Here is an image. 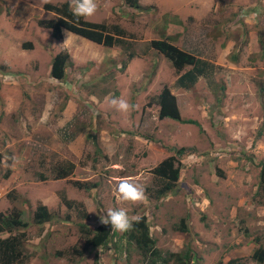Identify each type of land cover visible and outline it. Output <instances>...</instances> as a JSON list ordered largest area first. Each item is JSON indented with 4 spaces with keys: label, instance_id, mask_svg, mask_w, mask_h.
I'll return each mask as SVG.
<instances>
[{
    "label": "rangeland",
    "instance_id": "rangeland-1",
    "mask_svg": "<svg viewBox=\"0 0 264 264\" xmlns=\"http://www.w3.org/2000/svg\"><path fill=\"white\" fill-rule=\"evenodd\" d=\"M64 1L0 0V211L16 208L27 222L1 233L24 232L16 264H142L121 232L103 248H83L81 212L88 214L84 223L94 225L108 209H124L130 219L145 214L162 252L191 246L188 264H255L250 254L264 244V197L257 191L258 162H264V60L257 43L264 38V0H209L210 8L196 17L200 0L183 6L170 3L182 0H145L154 4L149 13L129 10L122 0H95L96 12L83 18L118 22L130 33L128 50L135 54L123 71L108 76L99 62L103 47L69 32L55 40L36 24L53 15L44 4ZM161 34L207 63L206 75L190 88L175 83L188 66L176 74L170 61L148 49V40ZM28 41L31 47L21 46ZM62 49L70 63L64 80L56 81L49 65ZM162 85L174 93L180 116L199 127L141 109ZM113 98L132 107L120 111ZM161 145L195 149L180 158L184 167L174 193L120 199V179L143 189L152 185L151 167L172 154ZM66 162L73 163L72 173L55 178ZM72 180L96 185L83 190ZM38 204L52 214L42 224L32 219ZM181 217L187 232L175 229Z\"/></svg>",
    "mask_w": 264,
    "mask_h": 264
},
{
    "label": "trees",
    "instance_id": "trees-1",
    "mask_svg": "<svg viewBox=\"0 0 264 264\" xmlns=\"http://www.w3.org/2000/svg\"><path fill=\"white\" fill-rule=\"evenodd\" d=\"M123 2L128 7H138L137 0H123ZM43 6L45 9L51 10L53 15L48 18L39 19L37 23L38 25L47 28L50 36L55 40L61 39L63 30H65L106 47L122 45L125 52L127 47L131 45V42L124 44L125 40L123 39V32L116 25L112 26L115 30L114 35L108 32V26L103 23L88 21L83 17H74L68 1H64L59 5L44 4ZM22 45L24 46L25 43ZM148 46L158 51L165 59L170 61L175 73H178L181 69L188 66V68L183 70L176 78V83L179 87L184 89L190 88L196 82L197 77L204 72V68L207 65L205 61L195 58L191 53L178 48L165 39L149 40ZM134 55L133 50H128L124 60L120 61V66H118L117 69L122 70ZM69 63L70 56L66 50L62 49L56 52L50 60V77L54 78L56 81L64 80ZM107 63V65L105 64L106 71L104 72V76H108L112 71L110 63ZM150 99L154 100V104H152L151 101L147 102L142 107L143 111L152 109L151 111L156 113L158 119L166 117L176 121L192 123L199 127L198 122L193 119H180L175 97L170 93L166 85H162L158 94ZM145 138L155 142L150 136H145ZM165 148L173 154L167 155L156 165L151 167L153 177L152 185L150 184L149 186L144 187L146 196L154 200H159L168 194L174 193L177 181L181 176V170L184 167V164L180 162V158H182L183 155L195 152L193 147L180 146L176 148L165 145ZM232 151L233 150H231V152ZM140 154L141 155L139 156L133 153L132 157L141 158L144 153L142 152ZM200 154L205 155V152ZM258 165L257 191H262L261 193L264 197V162L260 161L258 162ZM133 166L134 165H132V167ZM72 169L73 163L71 162L59 164L56 167L54 176L56 178H64L72 172ZM72 183L77 188H84L85 190L91 189L96 185L95 182H79L78 180H73ZM10 194L11 192L9 191L6 193V196H9ZM61 199L67 206H70L72 203L69 200H66L64 196H61ZM81 213L82 214L79 217L82 220L77 221V230L83 237V248L88 247L90 249H95L105 247L115 235V231L110 228V225L105 226L100 222L94 225L84 223V220L88 219V214H86L85 211ZM136 216L141 217L140 222L134 223L131 230L121 233L120 236L124 238L126 245L131 246L134 252L139 256V262L142 264H169L170 262L173 264L188 263L192 257L191 246L185 244L179 251L166 250L165 252H162L156 246V239L149 232L147 216L143 213ZM49 217L50 213L47 212L43 205H36L32 216L35 223L41 224L43 220ZM25 226L26 223L20 219L19 210L16 208L12 207L6 214L0 212V232H10L17 227L23 228ZM237 228L240 234L244 235L246 233L244 227L237 226ZM175 229L182 232L188 231L185 217L179 219ZM24 236V232L21 231L17 234H9L4 238L0 237V264H15L17 262L22 254L21 245ZM250 257L255 261V264H264V244L258 245L254 248Z\"/></svg>",
    "mask_w": 264,
    "mask_h": 264
},
{
    "label": "clouds",
    "instance_id": "clouds-1",
    "mask_svg": "<svg viewBox=\"0 0 264 264\" xmlns=\"http://www.w3.org/2000/svg\"><path fill=\"white\" fill-rule=\"evenodd\" d=\"M208 1L209 0H200V2H201V6H204L203 7V11H207L209 8H210V6H208V8L207 9H205L206 7H205V5L206 4H208ZM170 2V1H169ZM184 2V0H182V2L181 3H172V2H170L172 5H174V4H177V5H179V6H183V3ZM122 3L124 4V2H123V0H122ZM210 3V2H209ZM137 5H138V7H134V8H131V7H128L129 8V10H133V11H138V12H143V13H149V12H151L152 11V8H153V6H154V4H147L146 2H145V0H137ZM167 5H169L168 4V2H167ZM209 5V4H208ZM69 7L71 8V11H72V14H73V16L74 17H77V18H81V17H88V16H92L95 12H96V10H97V5H96V3H95V0H69ZM47 10H49V9H47ZM193 10H196L195 8H193ZM188 11H192V10H188ZM169 12H166L165 13V15L164 16H166V18H167V15H169L168 14ZM48 18V17H47ZM39 19H43V18H38V19H36V24L38 25V23H37V21L39 20ZM101 23V22H100ZM113 25H116L118 28H120L121 30H122V32H123V39L125 40L124 41V44H127L128 42H132V38H131V36H130V33H128L127 32V30L126 29H124V28H122V26H120L119 25V23L118 22H111L110 24H107L106 26H108V32L109 33H111V34H114L115 35V30L112 28V26ZM39 27H42V26H40V25H38ZM42 28H44V29H46L47 31H48V29L47 28H45V27H42ZM49 32V31H48ZM64 32H68V31H65V30H63V33H62V37H63V34H64ZM70 33V32H69ZM71 34H73V33H71ZM75 35V34H74ZM76 36H78V35H76ZM61 37V38H62ZM80 37V36H79ZM82 38V37H81ZM131 38V39H130ZM54 39V38H53ZM84 39V38H83ZM154 40V39H165V40H167L169 43H171V44H173L168 38H165V37H161V38H150L149 40ZM264 38L262 37V36H259V38H258V41L259 42H257L258 43V52H259V55H260V57L264 60V42L262 41ZM87 40V39H86ZM148 40V41H149ZM89 42H91V43H93V44H95V45H98V46H101V47H103V49H105L106 51H107V53L101 58V65L103 66V68L104 69H106V66H105V64L107 65L108 63L107 62H109L110 63V65H111V67H112V70H114V69H117L118 68V66H120V61L121 60H124V58H125V55H126V52H128V47H127V50H126V52H125V50L123 49V46L122 45H112V46H109V47H106V46H103V45H101V44H97V43H94V42H92V41H90V40H88ZM25 43V45L23 46L22 44H21V46L22 47H31V43L28 41V42H24ZM147 44H148V42H147ZM174 45V44H173ZM128 46V45H127ZM176 46V45H175ZM148 47V49H152V48H150L149 46H147ZM110 48H113V49H115L116 50V52L114 53L115 55H111V54H109L108 53V50H110ZM179 48V47H178ZM181 49V48H180ZM156 54H160L158 51H156V50H154V49H152ZM183 50V49H182ZM184 51H186V50H184ZM58 52V51H57ZM186 52H188V51H186ZM190 53V52H189ZM192 54V53H191ZM108 55V56H107ZM161 55V54H160ZM192 55H194V54H192ZM162 56V55H161ZM194 57L195 58H198L197 56H195L194 55ZM52 58V57H51ZM132 59V58H131ZM109 60H112V61H109ZM167 60V59H166ZM168 61V60H167ZM128 63V62H127ZM127 63H126V65H127ZM207 64V63H206ZM126 67V66H125ZM125 67L122 69V70H118V71H123L124 69H125ZM206 67V66H205ZM174 69V68H173ZM209 69H205L204 70V72L202 73V74H200V75H206V73H207V71H208ZM181 73V72H180ZM179 73V74H180ZM177 74V73H176ZM178 74V75H179ZM177 75V76H178ZM50 76V75H49ZM52 78V77H51ZM177 78V77H176ZM198 78V77H197ZM54 79V78H53ZM55 80V79H54ZM175 83H176V79H175ZM176 85L179 87V85L176 83ZM162 87V86H161ZM166 87L168 88V90L170 91V93L175 97V95H174V93L173 92H171V90H170V88H169V86L168 85H166ZM180 88H182V87H180ZM150 98H154V96H152V97H150ZM149 98V100L147 101V102H149V101H151L152 102V104H154V100H152V99H150ZM175 100H176V98H175ZM147 102H145L144 104H146ZM111 104L114 106V107H116L118 110H120V111H124V112H127L129 109H130V107H132L129 103H128V101L127 100H124V99H116V98H113L112 100H111ZM143 104V105H144ZM151 104V105H152ZM143 105H142V107H143ZM177 105V104H176ZM142 107H141V109H142ZM177 108H178V106H177ZM152 110V109H151ZM151 110H147V111H151ZM179 111V110H178ZM152 112V111H151ZM154 112V111H153ZM155 113V112H154ZM155 115H156V113H155ZM179 115H180V113H179ZM157 117V116H156ZM164 118H166V117H164ZM160 119H163V118H160ZM166 119H170V118H166ZM180 119H187V118H182L181 116H180ZM191 119V118H190ZM172 120V119H171ZM194 120V119H193ZM174 122H178V123H184V124H192V123H186V122H182V121H176V120H173ZM196 121V120H195ZM194 125V124H193ZM199 125V124H198ZM196 126V125H195ZM139 136V135H138ZM141 136V135H140ZM142 138H145L144 136H141ZM150 141V140H149ZM161 147L166 151V152H171V151H168L166 148H165V145L164 146H162L161 145ZM173 147H180V146H173ZM184 147H186V146H184ZM173 154V153H172ZM169 155V154H168ZM167 156V155H166ZM166 156H164V157H166ZM163 157V158H164ZM162 158V159H163ZM160 161V160H159ZM158 161V162H159ZM157 162V163H158ZM156 163V164H157ZM155 164V165H156ZM154 166V165H153ZM152 166V167H153ZM73 167H74V165H73ZM73 170V169H72ZM72 173V172H71ZM70 173V174H71ZM69 174V175H70ZM181 175V174H180ZM55 177V176H54ZM67 177V176H66ZM56 178V177H55ZM65 178V177H64ZM73 181V180H72ZM77 181V180H76ZM79 181V180H78ZM79 182H85V181H79ZM81 189H83V190H85L84 188H81ZM115 192L116 193H118L119 194V197H120V199H122V200H124V201H131V202H142V201H145L146 200V196H145V192H144V189H143V187L142 186H140V185H138V184H135V183H133V182H131V181H129L128 179H120L118 182H117V184H116V188H115ZM41 205H43V204H41ZM45 208H46V206L45 205H43ZM12 208V207H11ZM10 208V209H11ZM46 210H47V212L48 213H50V211L46 208ZM1 212V211H0ZM9 212V211H8ZM7 212V213H8ZM2 213V212H1ZM3 214H6L5 212H3ZM52 214L50 213V217L49 218H47V219H45V220H43L42 221V223H44V222H47V221H49L51 218H52V216H51ZM140 220H141V217H139V216H135V217H132L131 219L129 218V216H128V213L124 210V209H108L107 211H106V214L105 215H101V216H99V222L101 223V224H103V225H105V226H108V225H110V228L112 229V230H114V231H116V232H121V233H123V232H127V231H129V230H131L132 229V227H133V224L134 223H139L140 222ZM41 223V224H42ZM37 224H40V223H37ZM26 225H27V222H26ZM238 226V225H237ZM19 228H22V227H19ZM178 231V230H177ZM3 232H7V233H9L8 231H1L0 232V237L1 238H4V237H6V236H1V233H3ZM180 232H182V231H180ZM9 235V234H8ZM83 243H84V241H83ZM83 246V245H82ZM84 248H88V247H84ZM90 249V248H89ZM179 251V250H178ZM251 255V254H250ZM21 256H22V254H21ZM20 256V257H21ZM193 251H192V257L190 258V260L188 261V263L191 261V259L193 258ZM235 259V258H234ZM233 259V260H234ZM17 262H18V260H17ZM188 263H186V264H188ZM16 264V263H15Z\"/></svg>",
    "mask_w": 264,
    "mask_h": 264
},
{
    "label": "crops",
    "instance_id": "crops-1",
    "mask_svg": "<svg viewBox=\"0 0 264 264\" xmlns=\"http://www.w3.org/2000/svg\"><path fill=\"white\" fill-rule=\"evenodd\" d=\"M197 7H198V8H197L196 10H193V14H192V16H194V17L203 14V7H204V6H197ZM205 7H206L205 9L208 8V6H205ZM175 13H176V12H175ZM175 13H174V14H175ZM169 17H170V16L167 15V22L170 21V18H169ZM171 22H172V21H171ZM168 24H169V23H168ZM214 26H218V21L215 22L213 25H211V27H214ZM162 36H164V35L161 34L160 37H162ZM99 62H101V61L99 60Z\"/></svg>",
    "mask_w": 264,
    "mask_h": 264
}]
</instances>
